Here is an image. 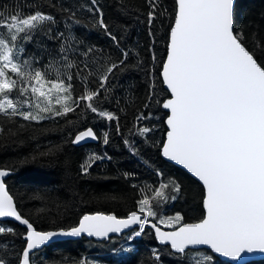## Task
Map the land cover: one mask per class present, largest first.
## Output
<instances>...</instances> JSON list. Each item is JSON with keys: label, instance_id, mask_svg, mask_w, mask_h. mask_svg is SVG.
<instances>
[{"label": "snow or ice", "instance_id": "6c2138e0", "mask_svg": "<svg viewBox=\"0 0 264 264\" xmlns=\"http://www.w3.org/2000/svg\"><path fill=\"white\" fill-rule=\"evenodd\" d=\"M47 2L50 7H56L51 0ZM147 3L150 8L147 24L151 29L159 0H147ZM29 7L37 10L27 14L0 13V117L13 124L16 117L40 123L74 111L72 104L66 102L71 99V83L66 84L59 75L56 79H49L45 69L37 66L42 56L29 53L20 43L33 41L36 30L43 31V25L56 22L54 16L39 10L42 4ZM82 8L93 17L99 13L95 24L104 29L119 47L117 38L108 31L98 0H91L90 6L84 4ZM59 10L69 13L68 19L79 25L72 8L61 3ZM165 14L166 10L160 13L161 16ZM234 15L235 0H175L174 20L169 25L167 58L161 75L170 97L162 102L156 101L168 110L165 121L167 139L163 142L162 155L183 166L202 183L205 215L198 223H182L180 213L166 219L160 217L159 224L167 227L180 225L170 232L161 231L156 223L151 227L155 229L159 243L170 245L173 254H177L176 258L184 264H213L211 253L231 261L242 259V254L264 253V42L259 39L257 26L250 36L254 48L261 49L259 55L262 58L258 59L257 53L247 47L248 37L244 31L235 29ZM47 31L49 39L65 35L64 32L53 35L51 28ZM149 35H152L151 31ZM75 42L76 37L70 31L69 37L61 42L58 59H50L46 67L52 68L63 62L64 68L70 70L75 62L69 53L80 51L85 57L84 68H88L89 53L93 52L94 46L81 51L73 46ZM121 51L122 59L102 66L104 70L99 75V87L95 91L86 87L83 95L74 101L77 106L87 102V109L108 121L116 117L98 109L92 101L101 95V90L104 93L111 91L110 79L116 70L123 71L128 67L129 51ZM64 74L69 81L72 80L70 71ZM93 74L96 73L90 70L89 75ZM14 90L22 99L10 97ZM61 92L66 93L63 98L59 95ZM54 94L55 104L59 107L52 106ZM154 95V92L149 93V103L144 105L145 108L150 106ZM24 108L29 110H22ZM151 118V113H141L136 120ZM24 127L20 124V128ZM137 130L147 140L146 134L152 129L144 126ZM5 132L15 134L12 129L0 127V135ZM117 132H120L119 128ZM86 138L99 139L95 131L88 128L78 131L71 143L78 144ZM103 142L105 145L109 143L107 134ZM132 151L135 153L134 148ZM105 158L111 159L89 154L80 165V173L88 175L95 162ZM7 175V170H0V178ZM124 175L128 178L130 174ZM157 175L162 176L163 173L157 171ZM169 187L177 194L181 192V185L174 177L167 184L160 182L158 188L146 186L136 201L138 211H131L125 219L111 214H86L80 218L78 226L69 230L40 232L18 212L0 179V218L11 217L26 225V247L23 248L21 264H30L32 250L57 237L87 234L89 237L108 238L109 233H119L134 225L139 229L133 230L134 235L140 236L150 223L149 217L157 218V213L148 206L150 197L146 190L154 193L153 198L167 203L169 199L178 198V195L169 197L165 191ZM112 199H116L115 194ZM7 230L14 232L13 229ZM5 231V227L0 225V233ZM195 246H207L211 253L194 251ZM153 257L159 261L156 250H153ZM0 264L8 262L0 257ZM81 264L88 262L81 261Z\"/></svg>", "mask_w": 264, "mask_h": 264}, {"label": "trees", "instance_id": "16d2710c", "mask_svg": "<svg viewBox=\"0 0 264 264\" xmlns=\"http://www.w3.org/2000/svg\"><path fill=\"white\" fill-rule=\"evenodd\" d=\"M51 3L56 7H50L47 0H0V13L4 15L34 12L37 8L29 5L42 4L39 10L55 17V24L46 23L42 26L43 31L36 30L33 41L20 43L29 53L35 52L37 56H42L37 66L45 69L49 79H56L59 75L66 84L72 85L71 99L66 102L72 104L74 111L67 116L46 119L40 123L16 117L15 124L0 117V127L15 132L14 135L9 132L0 135V168L9 171L4 183L18 212L37 230L72 227L85 213H114L122 217L133 210L138 211L136 201L141 198L142 189L149 185L158 188L160 182L167 184L174 177L181 185V192L177 194L172 187L165 191L169 197L178 195L175 200L169 199L164 203L153 198L152 191L146 190L150 197L148 206L157 213V218L149 217V220L159 224L160 217L166 219L176 213L183 216L182 222L202 218L203 187L160 155L167 112L163 110L162 103L156 101L162 102L169 96L163 88L160 71L167 53L169 25L174 20L175 0H159L151 29L147 24L150 11L147 0H98L108 31L117 38L119 47L104 29L95 24L99 13L93 17L92 13L82 8L84 4L90 6L91 0H51ZM61 3L76 12L79 25L68 19L69 13L59 10ZM165 10L166 14L161 16L160 13ZM257 26L259 39L264 42V0H236L234 27L237 32L244 31L248 37L247 47L261 59V49L254 48L250 36ZM48 28L53 30V35L57 32H64L65 35L49 39ZM70 31L76 37L74 47L87 51L94 46L93 52L89 53L88 68H84L85 57L80 51L69 53L75 62L72 69L66 70L63 62L47 68L50 59H58L61 42L69 37ZM149 31L152 35H149ZM122 49L129 51L126 61L128 67L123 71L116 70L110 79L111 91L104 93L101 90V95L92 101L98 109L116 117L108 121L87 109V102L77 106L74 101L83 95L86 87L93 91L99 87V75L104 70L102 66L122 59ZM90 70L96 74L89 75ZM66 71L71 72V81L64 74ZM150 92L155 95L150 106L145 108L144 105L149 103ZM55 95L52 106L59 107L55 104ZM59 95L63 98L66 93L61 92ZM10 97L22 99L15 90ZM141 113H151L152 118L137 121L136 117ZM20 124L25 127L20 128ZM144 126L152 129L146 134L147 140L137 130ZM86 128L95 131L99 137L97 142L82 145L71 143L74 135ZM117 128L120 129L119 133ZM105 134L109 138L107 145L103 142ZM92 153L111 159L96 161L89 174L82 175L80 165ZM157 171L163 175H157ZM125 173L130 174L128 178H125ZM113 194L115 200L112 199ZM0 225L6 229L0 233V257L8 264H18L25 245L26 229L11 221H0ZM7 229H13L14 232ZM133 230L101 241L83 236L74 240L55 241L34 251L30 255V263L81 264V261H87L88 264H184L168 246L157 244L150 228H145L140 236H135ZM153 250L159 253V261L154 260ZM194 251L210 253L206 249ZM211 255L214 257L213 264H230ZM245 264H264V259Z\"/></svg>", "mask_w": 264, "mask_h": 264}, {"label": "water", "instance_id": "95a60500", "mask_svg": "<svg viewBox=\"0 0 264 264\" xmlns=\"http://www.w3.org/2000/svg\"><path fill=\"white\" fill-rule=\"evenodd\" d=\"M235 2H236V0H235ZM166 58H167V53H166V57H165L164 62L166 61ZM164 62H163V63H164ZM162 69H163V64H162V68H161V71H160V76H161V80H162L163 88H164L165 90H167V89H166V86H165L164 83H163V78H162V75H161V73H162ZM167 92H168V90H167ZM168 94H169V96H168L167 98L170 97V93H169V92H168ZM167 98H166V99H167ZM161 106H162V104H161ZM162 108H163V107H162ZM163 110L166 111V112H167V115H168V110H166V109H163ZM166 119H167V116L165 117L164 122L166 121ZM165 126H166V132H165V136H164V141H163V142H165L166 139H167V130H168V128H167V124H166V122H165ZM87 129H88V128L83 129V130H87ZM83 130H81V131H83ZM76 134H77V133H76ZM76 134H75V135H76ZM75 135H74V137H75ZM74 137H73V139H74ZM96 142H97V140H91L90 138H86L85 141H82V142H80V143H78V144H74V145H82V144L96 143ZM162 146H163V144H162ZM162 146H161V149H160V155H161V157H162L165 161H167V162H169V163L175 165L176 167L180 168L181 170L185 171L187 174H189L191 177H193L197 182H199L200 185L203 187L202 183H201L197 178H195L194 176H192V174L189 173L186 169H184L183 166H181V165H177L174 161H169V160H167V158H165V157L162 155ZM0 170H6V169L0 168ZM7 171H8V170H7ZM8 172H9V171H8ZM0 179H2L3 182H4L5 177L0 178ZM5 189H6V191L8 192L6 184H5ZM203 190H204V189H203ZM8 194L10 195L9 192H8ZM10 196H11V195H10ZM11 197H12V196H11ZM13 203H14V200H13ZM14 206H16L15 203H14ZM202 207H203V200H202ZM203 211H204L203 217L200 218L199 220H197V221H192V222H182V223H198V222H200V220L203 219V218H204V215H205V210H204V208H203ZM86 214H87V215H96V214H103V215H110V214H111V215H115L114 213H103V212L85 213V214H83V215H86ZM129 214H130V213H129ZM129 214H127L126 216H122V217H119V216H116V215H115V216H116L117 218H119V219H125V218H127V216H128ZM138 214L143 215V214H141V213H139V212H138ZM83 215H82V216H83ZM82 216H81V217H82ZM22 217H23V216H22ZM81 217H80V218H81ZM80 218H79V220H80ZM79 220H78V223H77L76 225H74V226H72V227H69V228H66V229H56V230H37V229H35V228H34V229L37 230V231H40V232L69 230V229H71V228H73V227L78 226V224H79ZM0 221H11V222H15V223H17L18 225H20V226H22V227H25L26 232H27L26 225H21V224H19V222L16 221L14 218H11V217L0 218ZM149 222H150V223H149L148 226H146V228H150V229L152 230V232H153V236H154L155 241L157 242V244H159V245H163V246H168L169 249L173 252V250L171 249L170 245H168V244H160L159 241L157 240L156 235H155V229L151 227V224H152V223H156V222H154V221H152V220H149ZM156 224H157V223H156ZM157 226L161 229V231H164V232H170V231H173L175 228H178L180 225H176V226L171 227V228H165V227H163V226H161V225H159V224H157ZM135 228H138V225L131 226V227L127 228V229H122L121 232H119V233H109L108 238H109V237H112V236H119V235L124 234V233H126V232H129V231H131V230H133V229H135ZM25 236H26V233H25ZM82 236L85 237V238H88V239L96 240V241H101V240H105V239H107V238H100V237H89V236H87V234H81V236H79V237H57V238H54L51 242H48V243H46L45 245L40 246L39 248H37V249H35V250H32L31 254H32L34 251L39 250V249L43 248L44 246L49 245V244L52 243V242H55V241H61V240H74V239H79V238H81ZM24 239H25V237H24ZM24 247H26V241H25V245H24ZM24 247H23V248H24ZM194 249H206V250H208V251L211 253V250L208 249L207 246H195ZM22 253H23V249H22V251H21V255H20V259H19L18 264H21V262H22ZM31 254H30V255H31ZM211 254H213V255H214L215 257H217L218 259H220V260H222V261H225V262H228V263H230V264H245V263H248V262H251V261H256V260L264 259V253L242 254V259H240V260H238V261H231L230 258L222 257V256H219L218 254H215V253H211ZM30 264H31V263H30Z\"/></svg>", "mask_w": 264, "mask_h": 264}, {"label": "rangeland", "instance_id": "374dc122", "mask_svg": "<svg viewBox=\"0 0 264 264\" xmlns=\"http://www.w3.org/2000/svg\"><path fill=\"white\" fill-rule=\"evenodd\" d=\"M161 226H163V227H165V228H171V227H167V226H165L164 224H162ZM176 226V225H175Z\"/></svg>", "mask_w": 264, "mask_h": 264}]
</instances>
